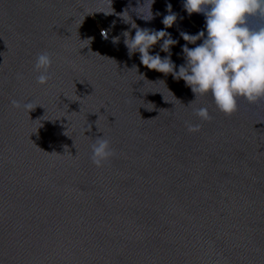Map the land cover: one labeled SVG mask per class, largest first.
<instances>
[{
	"label": "water",
	"instance_id": "obj_1",
	"mask_svg": "<svg viewBox=\"0 0 264 264\" xmlns=\"http://www.w3.org/2000/svg\"><path fill=\"white\" fill-rule=\"evenodd\" d=\"M143 3L0 0V264H264V99L237 98L226 115L129 57L124 11L160 30L171 5L177 66L180 32L204 28L183 0H155L147 22ZM42 52L52 59L44 85ZM102 135L114 155L97 167Z\"/></svg>",
	"mask_w": 264,
	"mask_h": 264
},
{
	"label": "clouds",
	"instance_id": "obj_2",
	"mask_svg": "<svg viewBox=\"0 0 264 264\" xmlns=\"http://www.w3.org/2000/svg\"><path fill=\"white\" fill-rule=\"evenodd\" d=\"M154 2L151 0L146 11L140 10L145 8L147 0L135 9L139 19L147 22L154 18L151 9ZM139 4L140 0H137ZM183 8L189 16L202 13L205 17L204 28L199 33L190 35L180 32L181 38L187 42L181 46L183 64L177 66L171 59V48L178 41L165 31L177 20L170 4L167 5L168 14L161 21L164 29L160 30L139 27L132 21L128 11L119 14L124 23L135 29L134 35H131L130 30L122 32L129 57L139 53L140 63L147 69L165 76L170 74L176 81L183 80L195 99L211 95L217 109L226 115L237 111V98H244L250 103L264 99V0H183ZM251 19H258L261 23L253 27L250 25ZM102 36L108 39L107 31H102ZM197 41L202 42L197 44ZM119 42V36L111 38L114 45ZM157 44L160 51L167 55L161 57L159 52L150 54ZM188 44L196 46L190 48ZM51 63V56L47 52L36 56L34 71L38 73V84L44 85L50 79ZM160 94L168 102L163 93ZM32 107L31 102L24 105L28 111ZM194 113L202 120L210 119L204 107L194 109ZM187 127L189 132L198 130V126L191 124ZM113 155L110 142L103 135L97 137L91 145V160L97 167Z\"/></svg>",
	"mask_w": 264,
	"mask_h": 264
}]
</instances>
